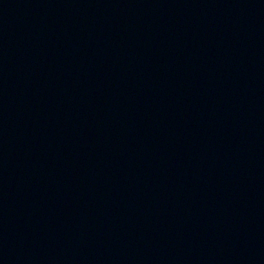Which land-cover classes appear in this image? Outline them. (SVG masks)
Listing matches in <instances>:
<instances>
[{"label":"water","instance_id":"95a60500","mask_svg":"<svg viewBox=\"0 0 264 264\" xmlns=\"http://www.w3.org/2000/svg\"><path fill=\"white\" fill-rule=\"evenodd\" d=\"M0 264H264V0H0Z\"/></svg>","mask_w":264,"mask_h":264}]
</instances>
